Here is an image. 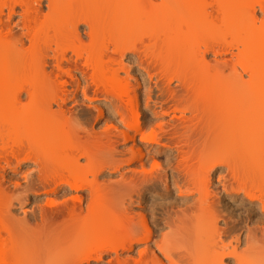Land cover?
<instances>
[{
    "label": "bare ground",
    "instance_id": "bare-ground-1",
    "mask_svg": "<svg viewBox=\"0 0 264 264\" xmlns=\"http://www.w3.org/2000/svg\"><path fill=\"white\" fill-rule=\"evenodd\" d=\"M46 2L0 0V264H264V0Z\"/></svg>",
    "mask_w": 264,
    "mask_h": 264
},
{
    "label": "rangeland",
    "instance_id": "rangeland-1",
    "mask_svg": "<svg viewBox=\"0 0 264 264\" xmlns=\"http://www.w3.org/2000/svg\"><path fill=\"white\" fill-rule=\"evenodd\" d=\"M43 1V2H42ZM45 4H47V2H46V0H41V5H40V8H41V10L43 11H46V7H45ZM43 11V12H44ZM258 14H259V12H258ZM18 16H14V18H13V22H15V21H17L18 20ZM85 27H81L80 29H84ZM14 31H17L16 29H14ZM26 45H27V43H25ZM25 45V46H26ZM127 57H130V55H127L126 56V58ZM212 58V56L211 55H209L208 56V59H211ZM153 81H154V79H152L151 80V82H150V85L152 84L153 85ZM151 85V86H152ZM171 87H174V84H172L171 85ZM139 91V92H138ZM143 91V87L141 86V88H138L137 89V93L138 94H141V92ZM141 99H143V97H139V106H141V107H139L140 109V122L143 124L146 120H147V118L150 116V114H151V112H150V109H147V108H145V106H142V105H145V101H143V100H141ZM142 101V102H141ZM140 104H142V105H140ZM67 105H68V107L69 106H74V108H77L79 111H83V112H85V113H87V117L88 118H90V121L92 122L91 124H92V126L94 127V129L95 130H97L99 127L100 128H103L104 127V123H105V121H107L108 119H107V117H108V115H109V107H107V104H103V102H99V101H93L92 103H91V105L89 106V104H88V102L86 101V100H84V103L83 102H77V104L76 103H72V102H67ZM92 105H95V106H97V108H100V110L102 111V116H101V118H99L97 121H95L94 120V117H95V115H96V110L94 109V107L92 106ZM76 109V110H77ZM146 109V110H145ZM154 121V120H153ZM137 139H139V137L137 136ZM136 139V141H138ZM128 145H130V144H128ZM155 157H157V158H155ZM155 157H153L154 158V161H156L155 163H158L159 164V167H160V169H164V167H165V165L163 164V161H164V158H165V156H162V155H159V156H155ZM149 159L147 160V163H146V166H145V168L148 170L147 172H149V171H151V169H153L152 171H155V170H157L158 168L157 167H153V168H151V166H152V157H148ZM157 160H159L158 162H157ZM149 161V162H148ZM136 165V164H135ZM128 166H130V167H133V164L131 165V164H129V165H127V164H124V165H122V167L120 168V170H121V172H123V173H127L126 172V170H124V169H128V168H126V167H128ZM153 166H154V163H153ZM151 168V169H150ZM157 168V169H156ZM155 169V170H154ZM151 171V172H152ZM117 174H118V172H115V173H113V172H111V173H105L104 175L102 174L100 177H99V180L100 179H103V180H111L112 181V179H116V177H117ZM107 175V176H106ZM216 177V175L214 176V175H212V179L213 178H215ZM261 179L260 180H263V176L262 177H260ZM260 182H262V181H260ZM176 195V193L174 192V193H172V194H170V195H168V196H175ZM241 196V195H240ZM45 197H47V196H45V195H42V196H39L38 198H37V200H43V199H45ZM172 199V198H171ZM170 197H169V200H167L166 199V202L168 201V202H170ZM31 207V204H28L27 206H26V209H29ZM20 211L19 210H16V213H19ZM151 217L149 216V214H148V219H149V222H151V219H150ZM136 249H137V247H136ZM135 251V250H134ZM133 251V252H134ZM133 252L131 253V254H133ZM135 253V252H134Z\"/></svg>",
    "mask_w": 264,
    "mask_h": 264
},
{
    "label": "snow or ice",
    "instance_id": "snow-or-ice-1",
    "mask_svg": "<svg viewBox=\"0 0 264 264\" xmlns=\"http://www.w3.org/2000/svg\"><path fill=\"white\" fill-rule=\"evenodd\" d=\"M152 195H153V196H155V195H156V193H152Z\"/></svg>",
    "mask_w": 264,
    "mask_h": 264
}]
</instances>
